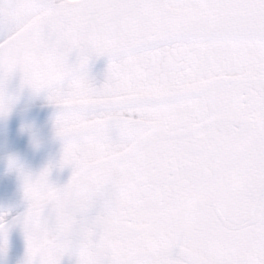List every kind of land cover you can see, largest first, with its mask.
<instances>
[{
  "label": "snow or ice",
  "instance_id": "1",
  "mask_svg": "<svg viewBox=\"0 0 264 264\" xmlns=\"http://www.w3.org/2000/svg\"><path fill=\"white\" fill-rule=\"evenodd\" d=\"M4 30L0 115L14 72L47 90L73 169L24 174L26 264H264V0H0Z\"/></svg>",
  "mask_w": 264,
  "mask_h": 264
},
{
  "label": "flooded vegetation",
  "instance_id": "2",
  "mask_svg": "<svg viewBox=\"0 0 264 264\" xmlns=\"http://www.w3.org/2000/svg\"><path fill=\"white\" fill-rule=\"evenodd\" d=\"M109 59L97 61L84 69L97 85L105 79ZM47 97V90L20 99L15 96L9 112L53 105ZM56 115L0 124V214H4L5 221L23 215L28 208L24 174L36 176L48 168L49 182L58 187L66 184L72 175V167L61 164L65 141L56 134ZM65 255L68 258L65 264H75V252H66Z\"/></svg>",
  "mask_w": 264,
  "mask_h": 264
},
{
  "label": "water",
  "instance_id": "3",
  "mask_svg": "<svg viewBox=\"0 0 264 264\" xmlns=\"http://www.w3.org/2000/svg\"><path fill=\"white\" fill-rule=\"evenodd\" d=\"M76 55H77V53L73 52L71 54V56L69 57L70 61H74L76 59ZM106 57H108V56L107 55L94 56L92 59L89 60L88 64L92 63V62H94L96 60H99V59H102V58H106ZM16 81H22L21 74L18 71L14 72L13 74H11V76L5 82L13 83V82H16ZM53 110H56V107L33 109L31 111H28L27 113L28 114L46 113V112L53 111ZM26 115L27 114H23V115L19 114L18 117L21 118V117H24ZM13 228H14L13 225H8L7 224V234H6V241L7 242L6 243L22 242V237L24 236L25 233L23 232V233L19 234V236H15L13 234ZM10 246L11 245L6 246V248H9ZM0 264H11L10 261L5 257V255H4V253L2 251H0Z\"/></svg>",
  "mask_w": 264,
  "mask_h": 264
},
{
  "label": "rangeland",
  "instance_id": "4",
  "mask_svg": "<svg viewBox=\"0 0 264 264\" xmlns=\"http://www.w3.org/2000/svg\"><path fill=\"white\" fill-rule=\"evenodd\" d=\"M0 38H3V36L6 34V30H4V31H0Z\"/></svg>",
  "mask_w": 264,
  "mask_h": 264
}]
</instances>
